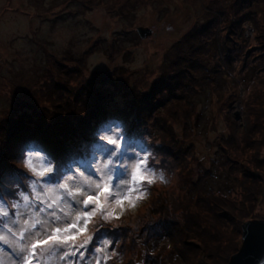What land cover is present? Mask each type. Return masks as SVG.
<instances>
[{"label":"rangeland","instance_id":"1","mask_svg":"<svg viewBox=\"0 0 264 264\" xmlns=\"http://www.w3.org/2000/svg\"><path fill=\"white\" fill-rule=\"evenodd\" d=\"M263 18L264 3L252 0H0V125L14 116L15 105L21 100L38 98L44 105L40 115L51 121V129L63 123L57 131L63 134L65 144L64 140L71 141L80 133L75 132L77 125L79 131H84L86 121L116 109V104L101 95L122 97L118 95L120 89L130 98L124 114L140 115V123L150 124V132L156 133L158 127L165 126L155 120L157 112L170 116L168 120H172L173 126L168 123L166 127L172 133L175 129L178 135L170 136V143L179 141L190 149L191 162L194 159L198 171L212 175L208 186L218 192L219 187L213 182L219 184L214 177L218 176L222 143L226 152L242 150L236 153L240 160L254 156L243 148L247 140L244 133L248 131V120L253 119L248 118L250 101L256 93L264 94V72L252 68L254 64H264V49L256 39V35L263 33L256 32L249 21L261 28ZM238 19L244 37L230 40V22ZM138 28L150 34L141 39ZM194 31L196 43L187 52L186 39L191 40L188 37ZM212 37L219 42L218 49L210 47L207 55L204 43ZM51 56L54 62H50ZM180 77H190L183 80L189 87L184 93L174 88L164 97L169 105L166 114L148 105L146 95L154 89L153 84L158 92L168 82L176 86ZM96 92L101 99L92 97ZM186 93L198 94L187 106L188 101L180 102ZM139 101H143V108ZM153 116L156 117L149 122ZM258 117L254 118L259 121L255 127L263 129L264 121L257 120ZM8 130L3 128L4 143L8 141ZM167 155L172 158L171 183L175 184L176 174L181 175V164L176 163L173 154ZM168 187L153 189L152 198L168 193L173 195L174 205L181 198L185 202L200 201V192L181 196ZM167 203L166 206L172 204ZM251 217L250 220H264V196ZM232 228L226 230L229 235ZM239 242L238 249L241 237Z\"/></svg>","mask_w":264,"mask_h":264},{"label":"clouds","instance_id":"2","mask_svg":"<svg viewBox=\"0 0 264 264\" xmlns=\"http://www.w3.org/2000/svg\"><path fill=\"white\" fill-rule=\"evenodd\" d=\"M115 104L62 152L32 137L0 164V264H126L118 249L127 240L116 230L130 228L131 238L153 223L146 214L153 189L169 186L174 173L160 143L135 114H124L126 100L117 96ZM239 228L236 264H264V247L244 250L252 227Z\"/></svg>","mask_w":264,"mask_h":264},{"label":"trees","instance_id":"3","mask_svg":"<svg viewBox=\"0 0 264 264\" xmlns=\"http://www.w3.org/2000/svg\"><path fill=\"white\" fill-rule=\"evenodd\" d=\"M255 2L257 4L260 2L264 3V0H252V3ZM236 5L238 7L241 6V4L238 3ZM64 14L65 12L61 15ZM208 21L215 23L212 19ZM240 22L241 19L230 22V29H232V34L228 33L230 40L244 37V30L240 27ZM249 22L257 28L256 32L261 31L263 33L262 35H256V39L261 41L259 45L261 44L264 49V18L261 28H258L253 20ZM194 33L195 31L193 35L188 37L191 40L186 39L188 45L187 52H189L196 43ZM222 38L224 37L221 35V41ZM183 40L186 42L185 39ZM183 40L177 43V45H180ZM204 45L208 47L206 53L209 55L210 47L218 49L219 42L212 37L210 40L206 41ZM194 55L197 56L198 54L194 52ZM50 62H54L53 57ZM247 62L248 60L244 62L245 69ZM253 66H255L256 72H264V64L260 65L257 63L256 65H252V68ZM256 66L258 67L257 69ZM102 74L105 73L102 72ZM66 75L67 74H65V76ZM174 77H177V75ZM119 78L120 77H118V79ZM188 79H190V77L178 78L176 86L168 82L162 89L160 88L158 92L157 89H155L157 85L155 86L153 84L154 89L148 91L146 95V97H149L148 105L151 108H156L155 110H163L165 112L169 105L167 104L168 100L164 99V97L168 96V94L177 87V91H180V93L182 91V93H184L189 87V84L183 80ZM191 82L192 81H190V84ZM158 83L162 84L163 82ZM121 87H123L121 89H127V86ZM97 93L98 92L92 94L94 99L100 98ZM107 94L102 93V98L115 104V97L112 98L113 94L110 96L111 98ZM118 95L124 97L127 102L130 99L127 93H124L120 89ZM146 97L144 101L147 100ZM197 97L198 94L192 96L190 93L188 95L186 93L182 95L180 102L188 101V103H186L187 106L189 102L195 101ZM252 100L253 101H250L248 106L250 111L248 118L253 119L248 120V131L244 133L247 140H245L243 148L244 150L254 153V156L250 159V155L247 157L248 160L245 158L240 160L236 153L242 150L231 153L228 149L226 152V146L222 143V154L219 155L220 160H218L220 163H217L219 172L217 171L218 176L214 177V179L219 180V184L213 182V184L218 185V192L208 186V178L212 175H208V171H198V163L195 161V164L194 159L191 162L190 149L185 147L186 145L183 146V143H179V141L178 143L177 141L172 144L170 143V136L173 138L178 136L175 133V129L173 130L172 128V133L170 128L166 127L168 123L171 127L173 126L172 120H168L170 116H165L157 112L159 113L157 117L153 116L148 120L151 122L152 119L156 117L155 120L157 122L160 120L161 124L162 122L165 124L163 129L158 127L156 133L150 132V124L143 125L146 137L154 142L160 143V146L163 147L165 152L169 155L173 154L176 163L181 164V175L176 174L175 177H177V182L175 184L171 183L168 188H174V191L181 194V196H188L190 193L195 195V192H200V201H195L193 203V201L189 199L185 202L184 199L181 198L178 203L175 201L176 203L174 205L171 200V196L173 195L169 196L168 193H160L155 198H152L149 201L146 214L153 223L145 224L139 229V232L131 238L127 235L132 231L130 228L116 230L117 233L123 234L127 240V242L118 249L121 254L126 256V264H138L139 261H143V264H225L230 256L238 250L241 237L239 226L246 222V220L253 218L251 216L257 211L260 198L264 196V125L262 126L261 124L263 129H259V127H255L259 121H254L255 116H259L257 120L260 119V121H264V94L260 92L256 93ZM169 101L171 102V100ZM133 103L136 104L135 101H133ZM139 103L141 108H143V101H139ZM40 107L44 109V105L41 103L40 99L27 97V99L21 100L15 105V109L13 110L14 116L11 118L10 116L6 117L10 119L4 121V123L2 122L0 130H3V128L9 129L8 131H10V133L8 141L0 147V164L5 163L6 157L11 153L16 143L27 138L39 137L48 143L53 151L57 153L62 152L67 146L71 138L66 139V137L64 144L62 140V138H64L63 134L59 135L57 131L63 123H58L51 129V121L48 122L41 116L42 109ZM147 107L145 106L146 109H148ZM70 114L72 115V111ZM95 115L96 114L92 116ZM105 115L106 111H104L102 116H98L95 119L102 118ZM70 120L73 121L72 118ZM89 122L90 121H86L87 126ZM140 122H142V119H140V115H138L137 123ZM177 122L178 119L176 118V123ZM66 124L71 126L70 123ZM87 126H84L85 129ZM78 129L79 127L77 125L75 132H83ZM22 133H24L23 136ZM253 182L256 183V186L249 187ZM183 189L187 192H183ZM168 201L172 204L166 206ZM232 226L234 227V232ZM228 228H232L230 235L226 232ZM189 251L190 253L188 255L187 252Z\"/></svg>","mask_w":264,"mask_h":264},{"label":"water","instance_id":"4","mask_svg":"<svg viewBox=\"0 0 264 264\" xmlns=\"http://www.w3.org/2000/svg\"><path fill=\"white\" fill-rule=\"evenodd\" d=\"M137 33L141 39L146 38L150 34L149 31L140 28L137 29ZM245 223H248L253 229V234L249 237L248 240L244 242L245 253L249 251H256L264 247V240L258 238V233L264 230V220H249L244 222L243 224ZM238 253H239V249L236 254L232 255L229 258V261L226 264H236V262L240 259V257H235L236 255H238ZM243 254L244 253H242L241 255Z\"/></svg>","mask_w":264,"mask_h":264}]
</instances>
